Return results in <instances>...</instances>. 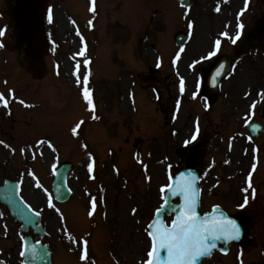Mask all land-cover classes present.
Masks as SVG:
<instances>
[{"label": "rangeland", "instance_id": "rangeland-1", "mask_svg": "<svg viewBox=\"0 0 264 264\" xmlns=\"http://www.w3.org/2000/svg\"><path fill=\"white\" fill-rule=\"evenodd\" d=\"M21 2L0 0V30L6 29L0 37L4 44L0 47V92L10 99L8 109L0 103V141L6 142L0 144V182L12 178L24 184L25 197L43 216L44 241L54 254V264H143L151 245L147 225L155 218L161 188L167 182L165 168L180 162L177 152L189 139L193 115L200 109H184L177 125H159L151 95L140 89L147 86L136 76L144 79L150 66L157 64L163 72V65L172 64L179 31L192 33L189 46L176 61L188 67L206 50L209 31L214 36L208 25L218 21L211 16L220 7L219 0H194L187 11L180 9L177 0H97L95 13L90 10V0H44L38 2V13L42 10L40 33L28 40L19 36L13 18ZM85 43L90 66L78 55ZM78 63L82 75L87 77L91 72L90 88L96 90L98 113L93 121L94 114L75 75ZM167 83L165 80L166 90ZM12 90L17 100L11 99ZM129 91L135 95L133 102H129ZM21 99L26 104L19 103ZM143 114L149 115L146 122ZM212 115L211 130L200 124L201 134L204 127L207 129L202 134H206L204 140L191 144L202 143L200 150L205 155L202 210L221 202L237 212L247 196L249 202L243 208L251 225L255 211L261 208L264 213V173L259 174L264 168L252 178L256 190L253 199L252 188L244 192L248 187L245 172L254 168L251 149L236 127L214 129L218 118L216 112ZM80 121H89L82 138L73 131ZM40 138L52 141L53 146H39L36 142ZM81 139L96 153L99 165L93 166L92 172L89 165L93 159L85 144L79 143ZM63 161L75 165L69 178L73 196L56 205L60 209L57 213L48 206L45 192L35 186L33 176L51 192L49 180ZM258 196L261 201L254 206ZM93 197L98 208L90 216ZM133 209L137 210L135 215ZM66 231L76 240H89V261L81 259V247L67 239ZM5 242L3 239L0 246L12 250L10 264H22L16 256L18 245ZM234 256L222 257L221 264L235 260ZM244 260L256 262L255 250L248 251ZM214 261L211 264H216Z\"/></svg>", "mask_w": 264, "mask_h": 264}, {"label": "flooded vegetation", "instance_id": "flooded-vegetation-1", "mask_svg": "<svg viewBox=\"0 0 264 264\" xmlns=\"http://www.w3.org/2000/svg\"><path fill=\"white\" fill-rule=\"evenodd\" d=\"M244 7V0H222L221 11L217 14L219 21L214 24L213 32L216 37H212L210 31L206 42V50L202 52L203 57L214 49L216 39H221V52L214 58L202 60L196 68L193 79L196 78L197 90L192 89L184 94H177L174 91L176 85L168 84L158 79L157 92L162 124H176V118L166 120L167 115L175 114L178 106L185 103V98H197L204 104L205 113L210 116L213 107H220L219 116L224 122V126H245L248 138L255 141L264 135L260 134L253 138L248 131L249 124H258L264 130V0H250L247 11L241 18L238 12ZM239 22L245 24V33L240 42L233 45L221 36L223 31L234 34L235 25ZM219 36V37H217ZM229 64V74L221 84L220 92L213 100L207 95V84L214 69L221 63ZM234 69V71H233ZM193 93L196 95L194 96ZM185 97V98H184ZM255 104V109L252 105ZM220 105V106H219ZM176 116V114H175ZM264 146V145H263ZM194 162L189 166H194ZM241 215L239 214L238 217ZM12 228V227H11ZM246 228L245 240L239 245L244 249L250 243L257 250V264H264V213L259 208L254 212L252 230L248 237V227ZM8 234V235H7ZM5 236L7 240H12L14 234L4 227L0 219V237ZM0 253L8 256L9 251L0 248Z\"/></svg>", "mask_w": 264, "mask_h": 264}, {"label": "snow or ice", "instance_id": "snow-or-ice-1", "mask_svg": "<svg viewBox=\"0 0 264 264\" xmlns=\"http://www.w3.org/2000/svg\"><path fill=\"white\" fill-rule=\"evenodd\" d=\"M250 0H244V7L238 12L239 17H243L244 13L248 9ZM93 13L97 11L96 0H91V9ZM216 12H220L221 8L218 6L215 9ZM49 22H53V13L50 10L48 13ZM91 23V22H90ZM245 24L239 22L235 25L234 34H230L228 31H223L221 36L224 39L233 45L237 44L242 40V37L245 33ZM5 30H0V37L4 36ZM0 47H4L2 41H0ZM222 49L221 39H216L214 42V49L210 51L203 60H208L216 57ZM181 52L184 51L182 48ZM87 54V44H84V51L78 53L79 56L85 57V64L90 66L91 60L86 59ZM180 59V56L175 57L174 63ZM201 63L200 60L189 65L190 68L195 69L196 65ZM81 65L78 63L75 65V75L77 81L82 85V95L86 101L89 110L94 114L93 119H97L95 113L97 112V105L94 101L93 91L90 88V79L91 72H88L87 77L81 74L80 72ZM234 71V69H233ZM223 74V65H221V70L217 71L216 76L219 77ZM7 83V81H5ZM180 90L183 92L185 90V81L181 78ZM264 94V93H262ZM195 96L196 94L193 93ZM11 99L17 100L18 98L15 95V91H11ZM21 104H26L24 100L18 101ZM0 103H2L5 109L10 107V99L3 92H0ZM256 105L253 104L252 108L255 109ZM84 124V121H80L77 125V128H74L73 131L76 132L80 125ZM200 133L199 125L195 129L192 137L185 141L186 144H193ZM249 139H251L249 137ZM5 141H0V144H5ZM40 144H44L45 141L41 140ZM87 147V145H84ZM33 158H35V153H33ZM143 163L142 161H140ZM94 161L89 165V171L92 172ZM145 170H147V165H144ZM118 172V169H117ZM34 175V174H32ZM35 178V177H34ZM95 178V177H92ZM36 179L35 186L40 188L48 196V206L55 210L57 213H60V209L56 207V204L53 203V193L49 192L42 183ZM150 181V177L148 178ZM196 177L193 176L191 179H185L181 176L179 182H173L165 187L161 188L162 192H171L173 196L183 197V204L181 210L176 215L175 219L172 221L169 226L164 220L160 219V214L162 209L156 211V219H154L150 224L147 225L146 234L150 238V251L146 253V258L143 260V264H197V261L201 257L210 256L213 250L217 247L216 242L220 240L225 241H235L241 238V225L238 224L235 220L227 219L222 216L209 217L206 216L201 219L200 215L197 213L198 199L197 193L199 189L194 187ZM248 187L244 189V192L247 193L249 188H252V177H248ZM255 189L252 188V197L255 198ZM23 200V197H21ZM248 197L245 196L244 202L240 205L241 208L246 207L248 204ZM98 200L93 197L90 201V212L89 215H94L97 210ZM165 206L171 207L175 212L176 209L172 207L167 197H165ZM30 211H34L31 208V205H27ZM136 209H133V215L136 213ZM35 215H41V212L35 211ZM61 218L63 219L62 213ZM67 239L72 242L74 245L81 247V259L84 261H89V240L83 239L76 240L70 233L66 231ZM26 250V246H25ZM35 252V248H33ZM23 254V253H22Z\"/></svg>", "mask_w": 264, "mask_h": 264}, {"label": "water", "instance_id": "water-1", "mask_svg": "<svg viewBox=\"0 0 264 264\" xmlns=\"http://www.w3.org/2000/svg\"><path fill=\"white\" fill-rule=\"evenodd\" d=\"M179 1L182 6H188L190 3V0H179ZM181 41H182V38L178 36L177 42L180 43ZM71 169H72L71 165L62 166L58 170L57 176L53 183V191H54L56 199L59 202H66L70 198L71 193L69 189L67 188V176L69 172L71 171ZM181 176H183L185 179H191L193 176L196 177V175L192 171H184V172H181L179 175H177V177L173 180V182L174 181L179 182ZM194 187L198 189L197 177H196ZM167 198L170 204L172 205V207L176 209V211L174 212L171 207H166L164 204L163 207L161 208L162 212L160 214V219L162 220H164L165 214L174 215L176 217V215L181 210V206L183 204V197L173 196L171 192H168ZM176 199L179 200L177 204L174 203ZM197 199H198L197 213L199 214V192L197 193ZM0 202L3 205L8 207L15 221L22 224V230L24 232H28L29 229L32 228L35 234L44 236L40 216L35 215L34 214L35 212L29 210V208L27 207V204L20 197L19 188L16 183L6 182L4 187H0ZM206 216H209V217L222 216L224 218L231 219L219 209H215L212 214L206 215ZM206 216H200V217L201 219H203ZM156 218L157 217H155V219ZM241 238H242V229H241ZM240 239L235 240V241H225V240L217 241L216 242L217 247L213 250V252L219 249L220 245L224 247L221 251L226 252L229 245L232 242H238L240 241ZM25 246H26V250H25ZM25 246H24V251L22 255L24 259V264H52L51 253L49 252L46 246H43L40 243H34L32 238L30 237L25 238ZM33 248H35V252H33ZM210 256L201 257L197 261V264H202ZM0 264H5V263L0 260Z\"/></svg>", "mask_w": 264, "mask_h": 264}, {"label": "bare ground", "instance_id": "bare-ground-1", "mask_svg": "<svg viewBox=\"0 0 264 264\" xmlns=\"http://www.w3.org/2000/svg\"><path fill=\"white\" fill-rule=\"evenodd\" d=\"M77 41V40H76ZM79 44V43H78Z\"/></svg>", "mask_w": 264, "mask_h": 264}]
</instances>
